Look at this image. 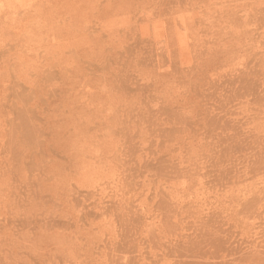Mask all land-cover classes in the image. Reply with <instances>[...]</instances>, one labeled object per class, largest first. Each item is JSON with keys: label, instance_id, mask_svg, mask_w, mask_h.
I'll return each mask as SVG.
<instances>
[{"label": "rangeland", "instance_id": "1", "mask_svg": "<svg viewBox=\"0 0 264 264\" xmlns=\"http://www.w3.org/2000/svg\"><path fill=\"white\" fill-rule=\"evenodd\" d=\"M71 1L0 29V264H264V0Z\"/></svg>", "mask_w": 264, "mask_h": 264}, {"label": "bare ground", "instance_id": "2", "mask_svg": "<svg viewBox=\"0 0 264 264\" xmlns=\"http://www.w3.org/2000/svg\"><path fill=\"white\" fill-rule=\"evenodd\" d=\"M51 0H39V2L37 0H15L14 1V4H11L10 7L8 8V11L6 13L2 12L1 15H0V29L1 28H4L6 27L9 22H16V23H22V22H25V21H32V20H35V19H38L39 20V24L41 27L45 28V30L47 29L49 31V28H48V24H47V18L45 17V13L43 12L42 10V4H46V3H50ZM112 1V0H110ZM110 1H101V0H86L85 1V5L86 6H89V8H91V13L89 15L86 16V20H93L94 22H100L102 21V13H101V10L102 12H105L107 13L110 6H111V3ZM114 1V0H113ZM166 1V0H165ZM55 2H57L58 4H61L62 7L60 8V10L58 11L59 12H66L67 14L71 13L72 9H76V6L79 4L77 3L76 1H71V0H55ZM116 1L112 2V3H115ZM120 2V1H119ZM124 2V1H123ZM180 2V1H179ZM190 2V1H189ZM29 3V4H33L31 9L30 7L28 8H25L24 6ZM117 3V2H116ZM181 3V2H180ZM161 4V3H160ZM159 4V5H160ZM117 5L120 6V3ZM136 5V4H135ZM153 5V4H152ZM170 5V3H169ZM178 5V4H176ZM175 5V6H176ZM191 5V4H190ZM193 5V3H192ZM191 5V6H192ZM122 3H121V8H124L122 7ZM139 6V5H138ZM155 6V5H154ZM171 7V6H170ZM138 8V7H137ZM136 8V9H137ZM188 8V7H187ZM151 9V7H150ZM168 9V8H167ZM107 10V12L105 11ZM139 10V9H138ZM141 10V9H140ZM172 10V9H171ZM125 11V10H124ZM137 11V10H136ZM152 11V10H151ZM138 12V11H137ZM146 12V11H145ZM142 13V12H141ZM166 13V12H165ZM108 14V13H107ZM106 14V15H107ZM108 16V15H107ZM40 17L41 20L38 18ZM106 18V17H105ZM145 19V18H144ZM143 19V20H144ZM21 23L19 25H21ZM97 24V23H96ZM9 26V25H8ZM93 26V25H92ZM13 27H14V24H13ZM18 27V24L17 26ZM10 28V27H9ZM42 28V29H43ZM7 29V27H6ZM11 29V28H10ZM13 29V28H12ZM17 29V28H15ZM3 30V29H2ZM44 30V29H43ZM158 42V41H157ZM152 43V42H151ZM159 44V42H158ZM157 44V45H158ZM151 47V46H150Z\"/></svg>", "mask_w": 264, "mask_h": 264}]
</instances>
